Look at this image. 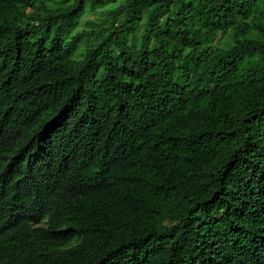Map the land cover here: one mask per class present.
I'll return each instance as SVG.
<instances>
[{
    "label": "trees",
    "instance_id": "trees-1",
    "mask_svg": "<svg viewBox=\"0 0 264 264\" xmlns=\"http://www.w3.org/2000/svg\"><path fill=\"white\" fill-rule=\"evenodd\" d=\"M0 81V264H264V0H0Z\"/></svg>",
    "mask_w": 264,
    "mask_h": 264
},
{
    "label": "clouds",
    "instance_id": "clouds-1",
    "mask_svg": "<svg viewBox=\"0 0 264 264\" xmlns=\"http://www.w3.org/2000/svg\"><path fill=\"white\" fill-rule=\"evenodd\" d=\"M4 87L5 82L0 81V103L2 101H6V95L3 92ZM45 154V149H39V145L35 142L31 153L25 156V160L27 163V171L29 172L32 169L36 172L40 168L45 158Z\"/></svg>",
    "mask_w": 264,
    "mask_h": 264
},
{
    "label": "rangeland",
    "instance_id": "rangeland-1",
    "mask_svg": "<svg viewBox=\"0 0 264 264\" xmlns=\"http://www.w3.org/2000/svg\"><path fill=\"white\" fill-rule=\"evenodd\" d=\"M103 20V17L100 14H95V13H86L83 18L81 19L80 22V28L82 29H88L90 26L88 25L87 22H92V23H98L99 21ZM139 32V31H138ZM221 44H223L221 42Z\"/></svg>",
    "mask_w": 264,
    "mask_h": 264
}]
</instances>
